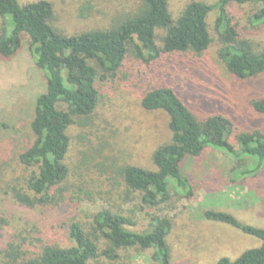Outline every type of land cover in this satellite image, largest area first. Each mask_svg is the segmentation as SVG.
I'll return each mask as SVG.
<instances>
[{
  "label": "rangeland",
  "instance_id": "374dc122",
  "mask_svg": "<svg viewBox=\"0 0 264 264\" xmlns=\"http://www.w3.org/2000/svg\"><path fill=\"white\" fill-rule=\"evenodd\" d=\"M38 1L51 5L50 26L64 37L109 30L133 17L142 4V0L18 3L23 6ZM191 2L214 7L217 0H167L171 19L176 20ZM254 12L252 4H231L226 9L230 25L258 52L264 44V24L251 25ZM215 18L213 9L207 18L211 44L202 55H161L149 66L129 59L114 76L97 81L98 103L93 115L68 130L67 200L60 208L29 209L14 199L17 191L26 192V182L35 170L21 165L18 158L33 143L30 123L35 99L46 89V77L34 65L25 36L12 57H0V219L6 222L0 230V264H7L11 244H21L33 255L38 246L65 244L60 228L66 221L101 210L126 217L136 231H143L150 217L167 220L171 264H216L221 258L233 261L242 252L259 247L257 239L203 218L205 211L223 212L243 225L264 228V171L256 177H239L234 171L239 161L233 155L206 147L198 157H186L180 171L189 190L168 182V198L155 207L143 206L141 197L128 193L120 176L121 169L131 166L156 171L153 153L171 142L166 114L140 107L144 91L150 88L171 85L180 90L181 99L198 122L213 115L228 118L232 132L227 143L235 153L240 151L236 142L239 133L264 132V116L255 114L250 105L264 94V75L244 81L228 74L217 59ZM8 24V19H0V38L5 37ZM163 35L161 30L155 33L157 49ZM129 255L130 264H152L150 251Z\"/></svg>",
  "mask_w": 264,
  "mask_h": 264
},
{
  "label": "trees",
  "instance_id": "16d2710c",
  "mask_svg": "<svg viewBox=\"0 0 264 264\" xmlns=\"http://www.w3.org/2000/svg\"><path fill=\"white\" fill-rule=\"evenodd\" d=\"M231 4H252L255 12L250 18L251 25L264 24V0H217L214 7L191 2L174 21L167 0H142L133 17L119 21L109 30L64 37L50 26L52 8L48 2L21 6L18 0H0V19L9 21L5 37L0 38V57H12L21 48L25 36L34 65L46 77V89L35 99L30 123L33 143L18 158L21 165L35 170L26 182V192L17 191L15 201L29 209L66 205L68 130L77 121L88 120L93 115L98 103L97 81L114 76L129 59L149 66L161 55L168 58L202 55L211 44L207 18L213 9L216 10L213 29L219 44L217 59L234 79L261 78L264 44L256 52L252 43L230 25L226 9ZM157 30L164 32L160 49L154 43ZM178 91L174 86L161 85L144 91L140 100L144 111L166 114L171 134V142L152 155L156 171L132 166L120 171L126 190L141 197L143 206L155 207L166 201L168 182L188 191L180 163L186 157H198L206 147L233 155L239 161L234 169L239 177H256L264 171V132L239 133L236 142L240 151L235 153L227 143L232 132L229 119L213 115L198 122ZM250 105L255 114L264 116V94ZM203 218L230 226L260 242L259 247L242 252L235 260L221 258L216 264H264V228L243 225L223 212L205 211ZM5 223L0 219V230ZM134 226L129 219L110 210L72 218L60 228L65 244L38 246L35 255L24 251L21 244H11L6 263L130 264L132 252L150 251L152 264H171L166 242L169 222L150 217L143 231L133 230Z\"/></svg>",
  "mask_w": 264,
  "mask_h": 264
}]
</instances>
